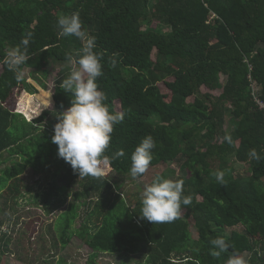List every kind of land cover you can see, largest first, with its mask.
Instances as JSON below:
<instances>
[{"label":"trees","instance_id":"trees-1","mask_svg":"<svg viewBox=\"0 0 264 264\" xmlns=\"http://www.w3.org/2000/svg\"><path fill=\"white\" fill-rule=\"evenodd\" d=\"M76 11L103 55L99 89L107 94L109 110L125 115L105 152L125 155L111 161L100 178H80L52 143L57 116L73 98L60 88L70 68L59 70L64 78L52 99L30 120L8 105L17 89L25 99L49 90L38 78L39 87L25 76L17 81L3 63L8 49L32 32L30 59L21 70L31 66L48 78V62L82 54V42L61 36L57 23L60 15ZM0 67V156L7 151L19 158L0 169L5 205L23 196L29 166L38 173L54 165L66 197L80 185L64 211L61 240L65 246L74 236L81 239L89 248L87 264H98L105 252L141 255L145 264H226L235 252L249 264H264V0H0ZM17 118L24 128L14 132ZM148 135L155 140L149 168L179 159L186 171L182 196L192 202L182 205L172 223L142 219V199L128 202L117 191L120 182L111 179L112 173L131 175L132 153ZM252 149L259 161L249 157ZM36 159L46 166H35ZM232 159L246 164L249 175H237ZM216 171L225 172L226 184L216 181ZM44 203L49 205L48 197ZM83 205L94 206L87 209L99 222L94 232L85 225L72 228ZM239 225L242 231L234 229ZM218 237L230 246L215 257L211 241ZM21 242L0 226V264Z\"/></svg>","mask_w":264,"mask_h":264},{"label":"clouds","instance_id":"clouds-1","mask_svg":"<svg viewBox=\"0 0 264 264\" xmlns=\"http://www.w3.org/2000/svg\"><path fill=\"white\" fill-rule=\"evenodd\" d=\"M58 27L61 36H75L82 42L81 55L74 58L66 54V60L70 64H78L73 68L67 78L60 83V88L71 94V106L57 116L58 122L54 126L52 143L58 146V156L70 164L74 172L81 177H103L106 174L110 162L125 155L123 150L113 156L105 155L109 148L114 132V126L124 121L123 112L113 113L106 103L107 94L99 89L97 78L103 75V55L95 51L96 37L88 34L83 27L79 11L71 15H60ZM33 33H26L20 45L8 49L3 63L8 70L13 72L15 79L21 81L25 73L21 70L30 59L29 44ZM116 55V54H114ZM116 61L112 60L115 67ZM224 139L231 144L232 137L226 135ZM155 148V140L148 135L135 148L131 156V176L136 178L146 173L153 159L152 150ZM249 157L259 161L262 157L256 149L249 152ZM216 181L226 184L225 172L212 173ZM183 180L174 181L157 176L142 192V208L140 217L152 224L172 223L180 218L182 205L191 204V197L182 196ZM214 246L212 255L219 257L226 252L229 244L223 237L211 241ZM226 264H249L243 255L233 253Z\"/></svg>","mask_w":264,"mask_h":264},{"label":"rangeland","instance_id":"rangeland-1","mask_svg":"<svg viewBox=\"0 0 264 264\" xmlns=\"http://www.w3.org/2000/svg\"><path fill=\"white\" fill-rule=\"evenodd\" d=\"M48 64L51 65L48 78H43L41 73L31 66L24 69L28 82L35 84L37 87H39L37 78L46 81L49 88L47 92L41 90L39 93L43 92V94H36L25 99L23 98L24 92L21 93L17 89L8 101L9 107L14 111L24 113L27 120L32 118V113L37 112L39 114L41 112L39 110L40 105L43 107L49 104L48 102L50 101L47 99L52 97L56 82L64 78V75L58 76L59 70L70 68L69 72H71L73 68H78L76 64L68 62L51 63L50 61ZM65 75L69 74L66 73ZM164 92L168 93L165 88ZM44 95H48L47 98ZM191 100L192 98H188V101ZM18 118L15 120L14 127L11 128L14 132L24 128V120L21 119L22 122H19ZM14 159L19 158L11 157L7 151L2 153L0 156V169L10 165ZM231 163L237 175H249L246 164L234 159H232ZM34 164L39 168L46 166L39 159H36ZM180 164L181 161L178 159L168 165L161 164L157 167H150L146 174L140 178L112 173L111 179L119 181L121 185L117 188V191L123 193L128 202H134L137 198L142 199L141 194L145 190V187L150 185L159 174L166 173L168 179L174 181L180 180L186 174V171L181 168ZM33 168L29 166L22 177V184L27 187V189H23V196L12 201L10 200L7 205L4 204L5 199L0 198V226L2 231L22 241L19 245H15L17 246L16 250L14 249L12 253L2 256L1 264H30V261L33 264H87L89 248L81 239L74 236L73 240L65 246L61 240V231L64 228L66 216L64 211H67L71 200L77 197L76 191L80 190V185H75L71 196L66 197L64 192L60 191L62 181L57 176L56 166L52 165L48 169L45 168L42 172L38 173H35ZM57 191H60L59 194ZM46 194L48 195L46 196ZM45 197L49 199L48 206L44 203ZM87 209L91 211L94 209V206L91 205L87 208L83 205L80 208V216L74 222L73 229H79L82 225H85L91 232H94L98 228L99 222L88 215ZM234 229L242 231L244 228L242 225H239L234 227ZM231 231L232 228L228 229V233ZM193 235L196 236L194 230ZM20 246L22 250L18 252ZM145 259L146 257H142L141 255L127 256L122 253L105 252L99 255L97 263L137 264L139 261H142V264H145Z\"/></svg>","mask_w":264,"mask_h":264}]
</instances>
